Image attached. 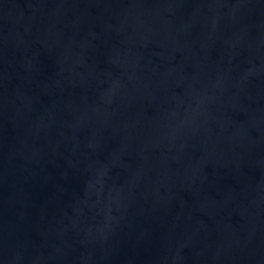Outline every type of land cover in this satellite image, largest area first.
Segmentation results:
<instances>
[{"label": "water", "instance_id": "obj_1", "mask_svg": "<svg viewBox=\"0 0 264 264\" xmlns=\"http://www.w3.org/2000/svg\"><path fill=\"white\" fill-rule=\"evenodd\" d=\"M0 264H264V0H0Z\"/></svg>", "mask_w": 264, "mask_h": 264}]
</instances>
